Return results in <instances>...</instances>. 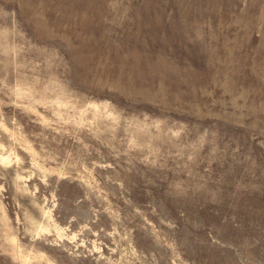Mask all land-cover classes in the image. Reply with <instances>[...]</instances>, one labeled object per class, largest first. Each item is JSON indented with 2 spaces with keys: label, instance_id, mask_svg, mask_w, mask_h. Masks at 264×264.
I'll return each instance as SVG.
<instances>
[{
  "label": "rangeland",
  "instance_id": "1",
  "mask_svg": "<svg viewBox=\"0 0 264 264\" xmlns=\"http://www.w3.org/2000/svg\"><path fill=\"white\" fill-rule=\"evenodd\" d=\"M0 264H264V0H0Z\"/></svg>",
  "mask_w": 264,
  "mask_h": 264
}]
</instances>
